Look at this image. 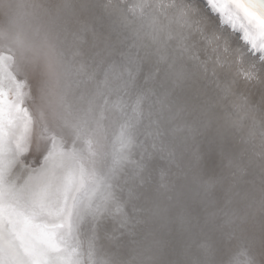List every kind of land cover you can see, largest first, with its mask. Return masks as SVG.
<instances>
[{
    "label": "snow or ice",
    "instance_id": "1",
    "mask_svg": "<svg viewBox=\"0 0 264 264\" xmlns=\"http://www.w3.org/2000/svg\"><path fill=\"white\" fill-rule=\"evenodd\" d=\"M207 3L264 62V0ZM53 6L70 15L62 46H49L45 53V71L20 55L25 45L20 33L0 43V264H162L156 259L160 242L150 226L140 232L130 228L138 238L123 242L103 224L118 218L120 228L133 221L147 225L161 214L156 198L142 191L148 161L159 154L175 163L187 137L198 132L190 123L173 124L185 111L171 99L178 92L196 102L193 110L203 128L218 125L220 140L226 130L246 129L253 154L249 164L259 158L264 212V69L251 64L218 71L224 68L219 58L210 64L191 53L180 29L194 12L192 0H106L102 7L110 34L100 51L83 47L85 36L96 33L91 23L71 19L73 0ZM100 6L96 0L75 4L93 22ZM20 7L25 8L23 0ZM196 23L202 33L201 21ZM241 80L260 85L258 105L238 91ZM41 138L46 142L40 167L21 179L13 168ZM229 166L235 168L233 177L249 172L233 160ZM166 175L161 172L163 189ZM224 179L210 177L202 186L210 191ZM249 183L255 186L256 177ZM129 205L145 215H130ZM201 247L207 252L206 245ZM190 264L254 260L249 247L240 244L227 262Z\"/></svg>",
    "mask_w": 264,
    "mask_h": 264
},
{
    "label": "water",
    "instance_id": "2",
    "mask_svg": "<svg viewBox=\"0 0 264 264\" xmlns=\"http://www.w3.org/2000/svg\"><path fill=\"white\" fill-rule=\"evenodd\" d=\"M96 2L101 6L96 9L99 19L95 22L86 13H81L78 7L71 17L92 24L96 35L89 33L85 36L83 47L87 51H100L110 34V22L105 18L107 14L102 7L106 0ZM192 3L194 12L189 15L188 25L180 29L188 36L186 43L191 53L199 55L201 59H208L210 64H215L219 58L224 68L218 71L231 69L235 72L238 67L247 68L251 64H255L257 69H264V62L251 52L241 39V33L225 24L210 8L207 0H192ZM198 20L201 21L199 27L202 33L197 31ZM202 34L204 38H201ZM225 47L228 48L227 52L224 51ZM146 72L147 67L141 73V78ZM209 87L214 85L209 82ZM238 91L248 95L253 104L260 103L262 89L258 83L246 84L241 80ZM171 99L176 108L185 109L173 124L182 126L190 123L198 132L187 137L175 163L169 164L159 154H154L148 161L149 166L144 173L147 182L142 191L156 198L154 203L159 205L161 214L151 217L147 225L133 221L129 228H120L118 218L109 219L104 221V231L118 237V241L130 242L138 238L129 234L130 228L140 232L150 226L160 242L156 259L162 264L227 262L238 252L240 244L249 247L254 264H264V212L259 206V158L255 157L249 164L253 154L251 145L245 142L246 129L226 130L225 139L220 140L216 134L217 124L209 128L202 127V118L197 119V112L193 110L198 107L195 101L186 99L182 92ZM232 99L224 103L230 105ZM45 142V138H41L39 146L35 140L29 145L13 168L14 174L25 179L30 169L40 167ZM255 143L258 145L259 139ZM197 155L199 160L196 159ZM229 160L248 166V174L233 177L231 173L235 168L229 166ZM162 171L167 174V189L160 186ZM218 176L225 179L210 191H205L203 182ZM254 177L255 186L249 183ZM137 203L142 205L143 201ZM126 211L130 215H145L133 212L130 205ZM101 243L106 241L102 240ZM201 245L207 246V252Z\"/></svg>",
    "mask_w": 264,
    "mask_h": 264
},
{
    "label": "clouds",
    "instance_id": "3",
    "mask_svg": "<svg viewBox=\"0 0 264 264\" xmlns=\"http://www.w3.org/2000/svg\"><path fill=\"white\" fill-rule=\"evenodd\" d=\"M61 0H23L25 8L20 7L21 0H0V43H7L17 33L25 41L19 50L22 57L31 60L39 71L46 70V55L49 46L59 49L63 44L64 26L68 13L53 5ZM77 0H73V9Z\"/></svg>",
    "mask_w": 264,
    "mask_h": 264
}]
</instances>
